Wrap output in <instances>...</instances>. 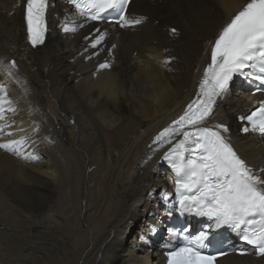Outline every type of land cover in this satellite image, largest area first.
<instances>
[{"label": "bare ground", "instance_id": "6f19581e", "mask_svg": "<svg viewBox=\"0 0 264 264\" xmlns=\"http://www.w3.org/2000/svg\"><path fill=\"white\" fill-rule=\"evenodd\" d=\"M24 1L0 0V89L15 108L10 138L26 128L34 143L25 146L44 159L0 149V264H155L131 245L152 210L146 193L163 183L146 144L190 99L210 41L247 0H131L126 15L143 18L133 28L91 24L53 3L35 50L25 43ZM248 107L240 96L223 100L211 121L264 168V139L234 134L233 115Z\"/></svg>", "mask_w": 264, "mask_h": 264}, {"label": "snow or ice", "instance_id": "6c2138e0", "mask_svg": "<svg viewBox=\"0 0 264 264\" xmlns=\"http://www.w3.org/2000/svg\"><path fill=\"white\" fill-rule=\"evenodd\" d=\"M68 2L90 20H100L104 13H115L118 16L115 22L122 28L142 23L143 18L129 19L126 15L130 0ZM47 9L48 0L25 2L24 20L32 47L44 42ZM102 39L103 34L91 47L95 48ZM210 57L211 62L204 69L199 83L197 98L154 138L153 144H171L164 159L173 170L181 209L207 217L216 228L228 226L241 232L242 240L252 247L255 255L264 257V168L254 171L237 154L225 135L229 132L226 125L207 124L217 104L228 95L234 78L249 79L250 84L258 82L253 95L264 92V0H247L231 16L212 43ZM11 66L15 67L14 61ZM99 67L110 65L101 64ZM249 69L253 71H246ZM6 112H15V108L5 95L0 94V121H3L0 133L12 136V131H4L11 127ZM241 119L247 121L243 132L264 136V101ZM27 142L28 138L23 136L10 139L0 142V149L22 158L37 159L25 155ZM208 235V232H201L192 238L185 237L178 247L166 253L168 264H215L217 256L203 251ZM238 254L248 253L240 250Z\"/></svg>", "mask_w": 264, "mask_h": 264}, {"label": "rangeland", "instance_id": "374dc122", "mask_svg": "<svg viewBox=\"0 0 264 264\" xmlns=\"http://www.w3.org/2000/svg\"><path fill=\"white\" fill-rule=\"evenodd\" d=\"M130 234H128V237H129Z\"/></svg>", "mask_w": 264, "mask_h": 264}]
</instances>
